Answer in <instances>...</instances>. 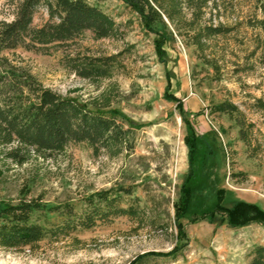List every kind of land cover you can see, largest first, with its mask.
I'll use <instances>...</instances> for the list:
<instances>
[{"label":"rangeland","instance_id":"1","mask_svg":"<svg viewBox=\"0 0 264 264\" xmlns=\"http://www.w3.org/2000/svg\"><path fill=\"white\" fill-rule=\"evenodd\" d=\"M21 1L0 0V22L12 21ZM90 1L114 18L116 38L88 33L68 47L3 56L82 104L113 89L112 108L135 130L133 149L111 154L71 143L64 152L41 154L0 142V223L4 211L22 206L28 223L46 231L34 243L0 245V264H249L251 251L264 245V0H205L197 18L186 12L185 20H196L193 29L177 23L181 18L147 27L122 0ZM47 20L42 6L34 26ZM209 26L225 33L195 38ZM120 52L125 67L111 80L92 83L67 67L71 56ZM180 101L201 112L195 119L201 131L217 137L209 185L200 194L213 200L225 189L227 206L256 205L245 227L185 220V236L179 234L174 205L187 168ZM222 103L238 111H218Z\"/></svg>","mask_w":264,"mask_h":264},{"label":"trees","instance_id":"2","mask_svg":"<svg viewBox=\"0 0 264 264\" xmlns=\"http://www.w3.org/2000/svg\"><path fill=\"white\" fill-rule=\"evenodd\" d=\"M147 27L185 20L187 10L198 17L206 7L205 0H122ZM264 5V2H262ZM45 7L48 20L42 26H34V15ZM264 8V6H263ZM197 13V14H196ZM96 40L116 38L119 27L114 18L90 0H22L10 22H0V142L18 143L36 153H61L71 143H87L96 150L106 149L116 154L124 149H133L135 130L126 123L120 112L112 108L116 94L106 90L100 98L80 103L70 97L45 87L31 73L11 66L4 52L24 48L30 51H46L50 47H68L86 34ZM195 38H209L224 34L221 27H204L197 30ZM122 53L94 56L79 54L67 59L68 69L76 76L92 83L111 80L115 72L125 66ZM180 117L185 127L184 142L188 151L189 169L179 188L175 203L177 228L185 236L183 222L196 223L202 220L214 222L219 219L231 228L245 227L249 220L246 212L258 210L256 205L234 201L226 205V192L218 191L209 200L200 192L209 185V170L216 155V134L201 133L196 128L195 117L179 102ZM218 111H238L231 104L216 106ZM241 137L246 140L245 130ZM14 155V154H12ZM131 210L121 209L125 215ZM0 223V245L7 248L20 247L41 240L46 231L39 225L29 224L24 207L10 208L3 212ZM98 215V214H95ZM94 216V215H93ZM90 219L87 225L90 226ZM249 264H264V245L256 246L250 253Z\"/></svg>","mask_w":264,"mask_h":264},{"label":"crops","instance_id":"3","mask_svg":"<svg viewBox=\"0 0 264 264\" xmlns=\"http://www.w3.org/2000/svg\"><path fill=\"white\" fill-rule=\"evenodd\" d=\"M193 96H194V93L192 92V93L190 94V96L188 97V99L186 100L187 103H188L189 105H191L192 103H194V101H193V99H194ZM183 104H184V102H183ZM184 107H185L187 110H189L191 113H193V114L199 113V112H192V111H191V110H190L185 104H184ZM200 115H201V112H200ZM200 115L196 116L195 119H197ZM195 122H196V121H195ZM196 124H197V123H196ZM196 128H197L198 131L201 132V133H207V132H210V131L213 132V130H206V131L203 132V131H201V130L198 128L197 125H196ZM184 144H185V142H184ZM185 147H186V145H185ZM216 156H217V153H216L215 157L213 158V160H215ZM213 160H212V163H213ZM186 162H187V164H186L187 168H186L185 175H186V173L188 172V169H189L187 147H186ZM212 163H211V165H212ZM185 175H184V177H185ZM220 190H224V191L226 192L225 189H219L218 191H220ZM218 191L216 192L215 196L217 195ZM226 196H227V192H226Z\"/></svg>","mask_w":264,"mask_h":264}]
</instances>
